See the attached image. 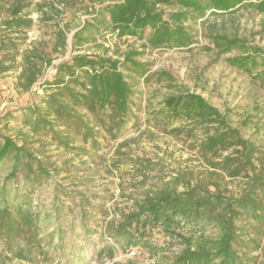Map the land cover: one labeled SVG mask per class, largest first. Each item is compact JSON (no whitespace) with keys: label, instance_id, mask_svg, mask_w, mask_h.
Segmentation results:
<instances>
[{"label":"trees","instance_id":"obj_1","mask_svg":"<svg viewBox=\"0 0 264 264\" xmlns=\"http://www.w3.org/2000/svg\"><path fill=\"white\" fill-rule=\"evenodd\" d=\"M86 1L92 8L74 25L69 19L72 9ZM30 7L38 14V22L56 21L51 53L67 49L68 33L71 51L83 46L91 51L57 64L36 48L21 51L18 38L6 37L2 31L25 33L31 28L35 20L30 17ZM239 8L264 13V0H0V15L5 13L0 21V74L18 69V89L29 91L38 85L43 90L30 103L7 107L0 115L4 123L16 112L22 117L16 137L0 134V168L9 164L0 176V254L22 258L63 255L68 241L73 252L80 234L79 244L89 243L92 231L84 212L94 205L88 195L75 200L56 182L51 185L54 201L48 208L33 195L54 176L39 157L46 144L76 150L74 144L80 141L95 149L99 132L115 138L127 124L135 104L134 88L139 79L146 78L148 64L139 59L143 52L138 50H129L121 58L109 55L108 36H131L142 42V48L152 50L188 47L195 42V33L187 23ZM214 43L221 50L244 53L229 59L232 65L251 72L260 60L262 69L256 74L264 72L262 51H249L236 38L214 37ZM44 65L51 66L53 74L50 80L40 81ZM160 106V116L186 120L204 130L198 143L203 156L239 148L237 157L224 156L217 169L228 177L245 170L243 187L237 194L225 195L217 187L191 186L172 177L160 187L146 189L114 206L102 225H96L99 230L95 233L106 241L94 251L95 256L113 259L117 249H136L153 258L149 264H252L255 257L247 251L257 250L264 237V177L254 172V162L249 161L254 145L198 94L178 91L164 97ZM35 143L41 147L33 149ZM80 150L86 151V147ZM133 163L138 172L151 166L142 158ZM59 196L71 200L72 205L63 204ZM103 214L105 217L106 211ZM208 229L213 235L206 234ZM160 239L176 241L178 251L165 254Z\"/></svg>","mask_w":264,"mask_h":264},{"label":"rangeland","instance_id":"obj_2","mask_svg":"<svg viewBox=\"0 0 264 264\" xmlns=\"http://www.w3.org/2000/svg\"><path fill=\"white\" fill-rule=\"evenodd\" d=\"M38 1L41 0H31L32 3ZM85 5L88 7L85 8ZM91 8L89 1L78 3L72 9L74 13L70 14L69 19L75 25L87 17L85 10L90 11ZM4 15L5 13H1L0 21ZM37 15L30 10V17L35 22L25 33L7 32L3 29V35L18 38L21 51L36 48L44 52L45 59L50 58L52 64L71 55L91 51L86 46L71 51V33H68L67 49L59 54L51 53L54 41L53 22L56 21L40 23L36 20ZM187 25L192 28L191 33H195V42L188 47L152 50L142 48V42L131 36L121 39L108 36L110 40L105 45L109 46V55L121 58L129 50H138L143 52L139 59L148 64L146 78L139 79L134 88L135 104L125 128L115 138L105 131L99 132L95 149L80 141L74 144L78 147L76 150H64L48 143L44 147L46 151L39 156L54 176L48 184L36 190L34 199L45 208L51 206L54 201L51 189L53 182L70 192L69 196L75 200L79 195H88L94 205L84 212L87 225L92 231L88 236L89 243L79 244L83 237L80 234L79 238L76 237L78 244L73 252L70 251L72 246H69L68 241V249L63 255L22 258L2 253L0 264H149L153 258L147 252L136 249L126 252L117 249L113 259L95 256L94 251L106 241L96 234L99 230L96 225H102L104 219L111 215L114 206L125 204L140 196L146 189L160 187L161 183L172 177L188 182L191 186L209 189L217 187L225 195L239 193L245 182V170L239 176L228 177L217 169V163L224 156L237 157L239 148L230 147L220 155L203 156L198 146L204 131L202 128L186 120L159 115L162 99L178 91L198 94L221 114L226 115L228 124L238 129L240 135L254 145L253 151L249 153V161L254 162V172L264 177V72L256 74L262 69L259 66L260 60H257V66L251 72H246L229 62L233 57L244 55L241 50L224 51L214 43V37L236 38L249 51L258 49L264 53V13L251 8H239L228 13L208 14L203 20ZM19 60L20 56L17 58ZM17 72L18 69L0 74V115L7 107L30 103L35 95L43 93L38 85L29 91L18 89ZM52 74V67L44 65L39 79L50 80ZM21 120L20 112H16L9 123H4L0 117V134L16 137ZM40 145L41 143H35L33 149L40 148ZM84 146L86 151L82 152L80 149ZM136 158L150 161V168L138 172V167L133 163ZM8 165L6 163L0 168V176L5 173ZM242 167L245 169L247 165ZM58 198L63 204L72 205L71 200L61 196ZM73 215L74 212L71 216ZM50 227L51 224L47 229ZM77 231L81 232L79 229ZM206 234L211 236L213 232L208 229ZM160 241L165 254L179 249L176 241ZM247 255L255 257L252 264H264V237L259 248L247 251Z\"/></svg>","mask_w":264,"mask_h":264}]
</instances>
